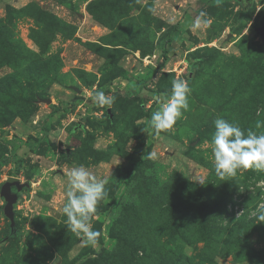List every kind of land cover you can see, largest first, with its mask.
<instances>
[{"label": "rangeland", "instance_id": "374dc122", "mask_svg": "<svg viewBox=\"0 0 264 264\" xmlns=\"http://www.w3.org/2000/svg\"><path fill=\"white\" fill-rule=\"evenodd\" d=\"M200 12L212 24L192 30ZM258 26L264 0H0V187L29 183L12 188L15 233L0 195V264H264V171L220 178L211 151L218 117L264 132ZM177 78L189 110L156 133V98ZM80 165L108 181L98 249L62 214Z\"/></svg>", "mask_w": 264, "mask_h": 264}, {"label": "clouds", "instance_id": "9594fccd", "mask_svg": "<svg viewBox=\"0 0 264 264\" xmlns=\"http://www.w3.org/2000/svg\"><path fill=\"white\" fill-rule=\"evenodd\" d=\"M211 3L219 7L223 0H211ZM170 23L174 24L176 20L173 18ZM211 24L212 20L206 13L200 12L193 19L190 28L206 30ZM191 92L188 81L177 78L172 81L171 91L165 98H156L160 107L152 113L150 119L151 127L156 133L171 130L177 120L183 117L184 112L189 110ZM91 98L95 105L109 108L115 99L103 91H95ZM213 123L215 130L211 137V151L218 177H234L240 169L264 171V132L257 134L248 129L245 133L236 123L220 117ZM262 126L264 122L258 121L256 127ZM156 157L155 151L148 156L150 159ZM67 179L66 203L62 208L67 227L84 241V246L98 249L101 231L95 230L91 221L97 212L98 204L107 196V178H97L86 166L80 165L67 172ZM258 215L259 221H264V205L260 206Z\"/></svg>", "mask_w": 264, "mask_h": 264}, {"label": "water", "instance_id": "95a60500", "mask_svg": "<svg viewBox=\"0 0 264 264\" xmlns=\"http://www.w3.org/2000/svg\"><path fill=\"white\" fill-rule=\"evenodd\" d=\"M256 32L264 37V28L258 26ZM12 187H15L16 190H21L24 187H29L28 182H20L18 178H8L5 182L1 184L0 195L4 198L5 204L3 206V214L9 220V228L11 233L16 232L15 220H14V210L13 205L17 200V195L12 191Z\"/></svg>", "mask_w": 264, "mask_h": 264}, {"label": "trees", "instance_id": "16d2710c", "mask_svg": "<svg viewBox=\"0 0 264 264\" xmlns=\"http://www.w3.org/2000/svg\"><path fill=\"white\" fill-rule=\"evenodd\" d=\"M200 58H202V57H195L191 53H189L188 54V62H190V67L195 68L196 63ZM142 161H143V146H141L140 151H139L137 157L135 158L134 163L131 165L130 169L131 170H133V169L138 170L139 165L142 164Z\"/></svg>", "mask_w": 264, "mask_h": 264}, {"label": "flooded vegetation", "instance_id": "af4514ba", "mask_svg": "<svg viewBox=\"0 0 264 264\" xmlns=\"http://www.w3.org/2000/svg\"><path fill=\"white\" fill-rule=\"evenodd\" d=\"M234 1L238 2V3H242V6H244V5L246 6V5H250V2L254 1V0H234Z\"/></svg>", "mask_w": 264, "mask_h": 264}]
</instances>
